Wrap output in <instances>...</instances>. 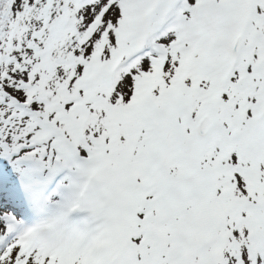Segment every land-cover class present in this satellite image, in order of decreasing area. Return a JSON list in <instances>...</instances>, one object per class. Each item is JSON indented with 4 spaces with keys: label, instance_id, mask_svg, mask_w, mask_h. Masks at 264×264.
Wrapping results in <instances>:
<instances>
[{
    "label": "snow or ice",
    "instance_id": "1",
    "mask_svg": "<svg viewBox=\"0 0 264 264\" xmlns=\"http://www.w3.org/2000/svg\"><path fill=\"white\" fill-rule=\"evenodd\" d=\"M0 264H264V0H0Z\"/></svg>",
    "mask_w": 264,
    "mask_h": 264
}]
</instances>
